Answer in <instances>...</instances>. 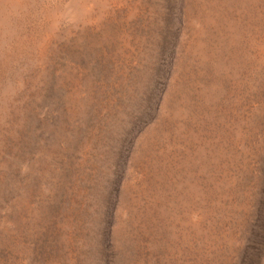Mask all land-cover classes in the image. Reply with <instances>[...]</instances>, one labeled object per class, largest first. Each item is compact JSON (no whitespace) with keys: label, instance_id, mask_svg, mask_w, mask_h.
Returning <instances> with one entry per match:
<instances>
[{"label":"rangeland","instance_id":"374dc122","mask_svg":"<svg viewBox=\"0 0 264 264\" xmlns=\"http://www.w3.org/2000/svg\"><path fill=\"white\" fill-rule=\"evenodd\" d=\"M0 264H264V0H0Z\"/></svg>","mask_w":264,"mask_h":264}]
</instances>
